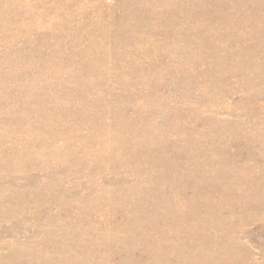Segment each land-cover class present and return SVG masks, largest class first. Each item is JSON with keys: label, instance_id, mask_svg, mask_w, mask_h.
Segmentation results:
<instances>
[{"label": "rangeland", "instance_id": "obj_1", "mask_svg": "<svg viewBox=\"0 0 264 264\" xmlns=\"http://www.w3.org/2000/svg\"><path fill=\"white\" fill-rule=\"evenodd\" d=\"M0 264H264V0H0Z\"/></svg>", "mask_w": 264, "mask_h": 264}]
</instances>
